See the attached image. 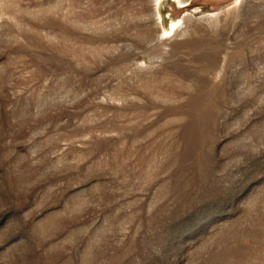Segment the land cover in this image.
Returning a JSON list of instances; mask_svg holds the SVG:
<instances>
[{
	"label": "rangeland",
	"instance_id": "obj_1",
	"mask_svg": "<svg viewBox=\"0 0 264 264\" xmlns=\"http://www.w3.org/2000/svg\"><path fill=\"white\" fill-rule=\"evenodd\" d=\"M179 2L0 0V264H264V0Z\"/></svg>",
	"mask_w": 264,
	"mask_h": 264
},
{
	"label": "bare ground",
	"instance_id": "obj_2",
	"mask_svg": "<svg viewBox=\"0 0 264 264\" xmlns=\"http://www.w3.org/2000/svg\"><path fill=\"white\" fill-rule=\"evenodd\" d=\"M187 1H188V0H180L179 3H180V4H184V3H187ZM212 17H213V16H212ZM209 18L211 19V16H209ZM214 18H215V17H214ZM208 21H209V20H208ZM211 21H212V20H211ZM211 23H212V22H211ZM169 27H170V29H172V28H173V23H170V26H169Z\"/></svg>",
	"mask_w": 264,
	"mask_h": 264
}]
</instances>
